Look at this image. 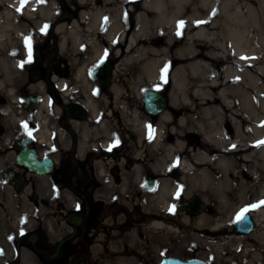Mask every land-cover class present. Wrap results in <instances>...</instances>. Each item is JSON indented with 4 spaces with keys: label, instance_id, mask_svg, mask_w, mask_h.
<instances>
[{
    "label": "flooded vegetation",
    "instance_id": "1",
    "mask_svg": "<svg viewBox=\"0 0 264 264\" xmlns=\"http://www.w3.org/2000/svg\"><path fill=\"white\" fill-rule=\"evenodd\" d=\"M175 7L0 0V264L176 259L145 257L138 244L175 239L176 209L193 218L179 206L210 197L179 163L216 155L194 124L220 100L196 83L176 87V47L165 49ZM227 62L213 61L218 86ZM154 221L170 229L149 230Z\"/></svg>",
    "mask_w": 264,
    "mask_h": 264
},
{
    "label": "bare ground",
    "instance_id": "2",
    "mask_svg": "<svg viewBox=\"0 0 264 264\" xmlns=\"http://www.w3.org/2000/svg\"><path fill=\"white\" fill-rule=\"evenodd\" d=\"M258 1L254 7L252 0H176L170 17L165 15L167 33L176 34L165 45L166 50L176 47L171 54L176 87L196 83V92L212 90L220 100L202 106L194 124L216 155H202L205 166H192L183 158L179 167L199 176L193 182L208 187L211 198L202 201L194 226L213 236L208 242L224 255L226 264H264V0ZM216 59L228 60L221 86L217 85L221 78L212 72ZM168 62L166 53L163 63ZM234 177L241 178L237 186L231 184ZM234 192L238 203L232 200ZM204 207L210 210L205 212ZM244 207L254 227L246 235H236L231 227ZM183 214L184 222H189L190 216ZM168 229L160 221L149 224L155 232ZM223 234L227 236L221 238Z\"/></svg>",
    "mask_w": 264,
    "mask_h": 264
},
{
    "label": "rangeland",
    "instance_id": "3",
    "mask_svg": "<svg viewBox=\"0 0 264 264\" xmlns=\"http://www.w3.org/2000/svg\"><path fill=\"white\" fill-rule=\"evenodd\" d=\"M201 44V43H198ZM233 84H237L236 81L233 82ZM241 178L234 177L231 180L232 186H237L240 184ZM211 198V195H210ZM209 197L205 198V200H208ZM232 200H234L235 203H238L240 200L239 195L237 192H234L232 195ZM180 202H176V205ZM243 209H246L245 207ZM242 209V210H243ZM210 209H206L204 207L203 211H207ZM241 210V211H242ZM238 212L235 216L239 213ZM183 218H185V215L183 213H180L176 209V240L173 238V234L169 233L168 240H164V234L158 233V237L150 239H142L138 244V247L140 248L139 251L142 252L145 257H153L156 260H159L162 256L166 254H174L176 258L180 259H198L201 260L207 264H226L224 262V255L217 254L211 247V243L208 242V240H212L213 236L210 235V233H199L198 231H207L205 228L201 227L199 229L195 228L194 223L196 222V218H190L188 217L189 222H184ZM234 218V219H235ZM192 227V230H190L188 227ZM233 230V225L231 227ZM157 236V235H154ZM227 235L223 234L220 237L225 238ZM132 243H135V240H132ZM174 245V252L168 251L169 248ZM159 253H155V251H158ZM168 251V252H167ZM154 252V255L151 254ZM157 254V255H156ZM132 261V260H131ZM102 264H113V263H102ZM118 264V263H117ZM124 264H127V261H124ZM131 264H137L135 261L131 262ZM140 264V263H138Z\"/></svg>",
    "mask_w": 264,
    "mask_h": 264
},
{
    "label": "water",
    "instance_id": "4",
    "mask_svg": "<svg viewBox=\"0 0 264 264\" xmlns=\"http://www.w3.org/2000/svg\"><path fill=\"white\" fill-rule=\"evenodd\" d=\"M202 209V203L198 200L185 202L179 206L180 211L188 212L191 216H196ZM254 227L253 221L248 212L244 213V218L235 221L233 224V233L236 235H246L252 231ZM159 264H205L199 260H180L175 258L164 259Z\"/></svg>",
    "mask_w": 264,
    "mask_h": 264
},
{
    "label": "snow or ice",
    "instance_id": "5",
    "mask_svg": "<svg viewBox=\"0 0 264 264\" xmlns=\"http://www.w3.org/2000/svg\"><path fill=\"white\" fill-rule=\"evenodd\" d=\"M28 2V0H20V3H21V8L24 6V4L25 3H27ZM21 11V9L20 8H18L17 9V12H20ZM182 23L183 22H181V26H182ZM179 34V33H178ZM26 43H27V41H26ZM262 203H264V202H262ZM253 208H255V207H258V205H253L252 206ZM248 211V209L246 208V209H243L242 211H241V213H239L238 215H237V221H239V220H242L243 218H244V213L245 212H247Z\"/></svg>",
    "mask_w": 264,
    "mask_h": 264
}]
</instances>
